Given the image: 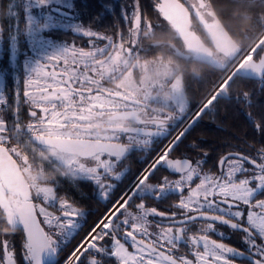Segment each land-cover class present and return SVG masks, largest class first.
Masks as SVG:
<instances>
[{"label":"snow or ice","instance_id":"snow-or-ice-1","mask_svg":"<svg viewBox=\"0 0 264 264\" xmlns=\"http://www.w3.org/2000/svg\"><path fill=\"white\" fill-rule=\"evenodd\" d=\"M131 8L121 9L128 35L118 29L116 40L83 26L78 15L87 4L78 9L75 0H20L8 11L13 23L0 24V39L7 31L0 54L8 58L0 68V264H264V145L233 149L207 170L208 152L195 141L190 152L172 156L203 116L231 95L210 93L195 105L178 97L169 112L107 141L89 137L86 148L83 142L69 148L47 138L53 130L66 138L64 130L84 113L121 110L100 88L105 74L116 70L109 61L126 48L136 51L145 17L138 0ZM155 8L164 14L163 4ZM58 30L88 37L89 49L57 41L52 33ZM251 97L245 92L235 98L250 108ZM255 119L254 127L264 131V114ZM163 140L167 143L157 148ZM44 148L60 155L38 166L35 152ZM137 149L150 158L121 189L129 171L123 161ZM81 151L85 154L74 156ZM52 165L67 168L68 175L42 178ZM161 168L168 174L157 177ZM65 185L71 191L88 185L107 205L74 244L86 219L69 192L61 191ZM173 194L177 199L166 210L146 202ZM220 226L238 234L242 247L225 243Z\"/></svg>","mask_w":264,"mask_h":264},{"label":"flooded vegetation","instance_id":"flooded-vegetation-1","mask_svg":"<svg viewBox=\"0 0 264 264\" xmlns=\"http://www.w3.org/2000/svg\"><path fill=\"white\" fill-rule=\"evenodd\" d=\"M172 1L176 3V8L173 5L172 6L177 9L178 15L176 17H173L172 20H169L168 18H164L162 16L165 26L163 29H165L167 33L163 39L157 40L155 41V43H161V45L165 48L167 55L171 57V59L166 58V61H171L172 63L174 62L178 65V69L175 71V73L169 75H161L160 78H156L157 76H140L137 74H118L116 76L113 75V77L110 78H105V82L100 88V91L105 95H108L109 98L115 100L117 104L121 105V110L118 112H106L103 116H100L98 114L84 113L80 121H78L74 126L70 125L67 129L64 130V137H66L65 139H69L67 137H70V139L72 140H80L81 142H83L86 148L87 138L89 137L95 138L94 142H98L100 140L107 141L111 136L117 135L120 131L135 128L141 122H147L150 118L157 117L161 113L169 112L171 109L176 107V100L178 97L182 98L185 103L195 105L203 101L210 93L215 95L214 91L216 90L217 93H223L221 92L222 89H220L219 86L221 84H223V86L225 85L226 80L228 79V75L236 67L237 62L230 69L229 74L225 78H223V76L226 74V70L231 67V63L238 55L241 43H235L236 46L234 49L226 48L225 44H222L220 47H216L214 42L208 36L207 31L203 26V22L207 17H209L211 10H214L217 15L216 7L213 3L214 0ZM236 1L264 3V0ZM157 3L158 0H156V4ZM146 31L147 29L145 30L144 26L141 23L140 35L137 42L136 51L133 52L135 57L128 59L127 66L134 65L136 67L138 63L148 62L149 59H152L151 51L153 43L152 40H150L151 33L149 32L150 34L147 35L145 34ZM263 33L264 27L249 43V45L245 49H243L242 53L247 51L249 49V46L251 47V45L254 44ZM86 39L87 40L83 42L70 41L67 43L74 44L77 47H84L85 50H88L89 38L87 37ZM104 43L106 42L100 41L99 45L103 46ZM263 49L264 39L259 44L250 60H258L263 52ZM137 51H139V54L137 53ZM3 52L4 48L2 44H0V53ZM143 55L146 56L143 58ZM7 60L8 58L6 54H0V68L7 67ZM246 62H244L242 66ZM200 65L203 66L204 69H208L212 74H215V72H220V76L218 77V79L213 81L209 88L204 92L197 90L198 87H200V82L203 77V74H201L200 72L202 70L199 67ZM184 69H187L188 73H183L182 70ZM234 74L232 76H234ZM126 78H128V80H125ZM257 80L261 82L263 79L261 78ZM210 81L211 78L207 79L204 84H207V82L209 83ZM194 88L196 90H191L192 92L189 90ZM194 91H196V94H194ZM223 94L227 95V92ZM21 117L23 123L26 124L29 121V116L26 112V106L21 110ZM197 125L179 145L178 149L172 153V156L178 157L180 153L190 152L191 150L189 148V145L191 142L195 141L208 152L206 163L203 165L205 170H207L208 168H215L218 164L219 156L233 150L231 148L233 141L230 139L226 140L224 143V145L226 146L224 150L216 153L217 140L213 137H207L206 134L199 130ZM212 125L221 128L223 127L222 124L216 122ZM254 125L255 123L253 124V126ZM176 130V128H173L172 132L175 133ZM48 136L60 138L56 134L55 130L49 133ZM126 139L127 137H125V140ZM163 143H167V140H163L162 142L158 143L156 147H160ZM234 143H247L246 145L249 144L247 140L243 139H236ZM252 145L258 147L256 144ZM236 146L237 147H235V149L248 151V148L246 146ZM44 150H46V148H44ZM51 150L60 154L55 149ZM83 154L85 153L82 152L81 155ZM75 155L78 154H74V156ZM148 158L150 157H148L147 152H141L138 149L133 150L129 154H127V157L124 159L123 163L128 167L129 171L126 173L123 179V183L120 184L121 189L129 182V180L134 177L138 170L145 166L142 161ZM48 174H51L53 178L58 176V173L56 174V171H54V173L51 172ZM167 174L168 173L166 172V170L161 168L156 175L157 177H159L161 175ZM60 175L62 174H59V176ZM66 175H68V173ZM65 190H67L72 197L73 195H75V192L71 191V189H69L67 185L62 186L61 188V191ZM79 190L81 191L80 198H82L81 208L84 209L85 219L87 222L90 215L86 213V211L90 209H101L103 208V206H106V203L97 194H95L93 189L88 185H82ZM176 199L177 196L173 194L167 196L165 199L159 202H156L152 199H148L146 202L150 206H157L160 210H166L168 208V205L173 203ZM220 230L225 234V243L229 244L230 246L242 247L238 234L232 233L230 229L223 226H220ZM212 238L218 240L220 239L217 235H213ZM13 242L18 254L21 242L20 236H14Z\"/></svg>","mask_w":264,"mask_h":264},{"label":"trees","instance_id":"trees-1","mask_svg":"<svg viewBox=\"0 0 264 264\" xmlns=\"http://www.w3.org/2000/svg\"><path fill=\"white\" fill-rule=\"evenodd\" d=\"M75 3L78 9H82L84 4H87V10H81L78 15V19L82 22L83 26H90L93 30L100 33L104 32V29L113 34L118 29L127 33V25L121 18V9L127 8L131 12L133 0H75ZM138 3L142 16L145 17L143 22L148 21L153 27V33L150 38L153 43L151 55L158 56L163 53V55L168 57L161 43H155V41L163 39L167 33L163 29L165 27L163 19L156 11V0H138ZM213 3L216 7L218 17L230 33L232 39L237 44L241 43L240 51L238 52L240 53L264 27V3L240 2L236 0H214ZM5 4L6 0H0V24L6 28L3 21ZM105 5L107 6L106 8L103 7ZM97 13H100L99 17L96 16ZM52 35L56 40L60 39L66 42H83L87 40V37L74 35L70 30H58L53 32ZM1 44L5 50L7 48L6 32L3 34ZM199 67L202 69L200 72L203 74V77L200 82V87L197 90L204 92L213 81L218 79L220 72L212 74L208 69H204L203 66L200 65ZM184 70H182L183 73H188L187 69ZM210 78L211 81L204 84ZM229 81L231 83L229 84L228 82L225 85L226 91L227 95H231L233 99H221L214 108L203 116L197 125L199 130L206 134L207 137H213L217 140L216 153L224 150L226 147L224 143L229 139L233 141L232 149H235L237 147L236 145L246 146L247 144H235L236 139L247 140L249 144H256L258 147L264 145V131H258L253 126L256 123L255 118L264 114V90H262L264 89V83L238 72ZM9 83L10 77L8 79V85H10ZM195 92L194 94H196ZM245 92H252L251 100L247 102L251 104L250 108L246 106V103L240 102L235 98L237 95ZM9 93L10 91L8 90L7 97L9 102H11L12 99ZM215 122L222 124L223 127L212 125ZM74 192L75 195H73V198L81 208V191L78 189ZM106 206H103L101 209H90L86 211L90 217L84 224V228L80 234L72 241V244L76 240H79L97 217L106 210ZM72 244H69L64 251L67 252L72 247Z\"/></svg>","mask_w":264,"mask_h":264},{"label":"rangeland","instance_id":"rangeland-1","mask_svg":"<svg viewBox=\"0 0 264 264\" xmlns=\"http://www.w3.org/2000/svg\"><path fill=\"white\" fill-rule=\"evenodd\" d=\"M7 2L8 1L6 0V4H5V8H4V15H3V21L5 23L6 28H8V26L11 23H13L12 18H10L8 16L9 8L13 4L19 5L20 4V0H14V1L10 0L8 2L9 6L7 5ZM158 3L163 4V6H164V14H160L159 13L161 18H163V17L165 18V16H166L169 20H172L173 17H176L178 15L177 9H175L168 1H162V2L158 1ZM157 6H159V5H157ZM11 10L12 11H17L18 8H12ZM142 25L144 26L145 30L147 29L145 34L149 35L151 33V35H152L153 27L150 25V23L148 21H145V22L142 21ZM109 32L110 31H105V29H104V32H101V34L111 35V36H113V39L116 40L117 37H116L115 33L113 34V33H109ZM124 34L127 37L128 33L125 32ZM6 41H7V31H6ZM57 41H62V40L57 39ZM63 41L66 42L65 40H63ZM0 44H1V39H0ZM137 53L139 54V51H137ZM241 55H243L242 51L240 53H238V55L234 58V61L231 63V67L228 70H226V74L223 76V78H225L229 74L230 69L237 62V60L239 59V57ZM145 56L146 55H143L142 57L144 58ZM132 57H135L134 53L131 52V54H129L128 50H126V49H125V51L123 53H120L118 56H114L113 60L109 61V67H111L112 65H115L116 70L114 72H111V73H106L105 74V78H110V77H113V75L116 76L118 74H120V75L137 74V75H140V76L141 75L142 76H157L156 78H160L161 75L173 74L178 69V65L177 64H175L174 62L172 63L171 61H166L165 60L166 58L171 59V57L170 56L167 57L166 55H163V53L159 54L158 56H152V59H149L148 62H140V63H138L136 65V67L134 65L133 66H127L128 59H130ZM125 80H128V78H126ZM11 83H12V81H11V78H10V83L9 84L11 85ZM10 88L11 87H9V91H10L9 94H10V97L12 99V94H11ZM221 92H223V93L227 92L226 91V86H224L222 88ZM0 107H3V106H0ZM59 155L60 154H58L55 151H53L51 149H48V148H46V150H44V149L43 150H39L38 149L35 152V157H36V161H37V165L38 166L41 165V164H45L46 165L47 163L51 162L53 159H56ZM54 171H56V174L58 173V176H59V174L66 175L68 173L67 172V168L59 167L57 165H52L50 168H46L45 172H43V174H42V178H44V179H53L52 175L48 174V173H51V172L54 173ZM83 211H84V209H83Z\"/></svg>","mask_w":264,"mask_h":264},{"label":"water","instance_id":"water-1","mask_svg":"<svg viewBox=\"0 0 264 264\" xmlns=\"http://www.w3.org/2000/svg\"><path fill=\"white\" fill-rule=\"evenodd\" d=\"M168 1L171 5L175 7L176 3L172 0H158ZM176 8V7H175ZM203 26L207 31L208 36L214 42L216 47H220L222 44H225L226 48L234 49L236 44L232 40L231 36L225 29L222 22L219 20L218 16L214 12V10L210 11L209 17L205 19L203 22ZM238 73H243V75L253 78V79H263L264 80V49L263 52L258 60H250L246 62L238 71ZM48 139L52 140L53 142H57L62 144L66 147H73L80 145L82 142L80 140H72V139H61L57 137L48 136ZM74 154L81 155V152H74Z\"/></svg>","mask_w":264,"mask_h":264},{"label":"built area","instance_id":"built-area-1","mask_svg":"<svg viewBox=\"0 0 264 264\" xmlns=\"http://www.w3.org/2000/svg\"><path fill=\"white\" fill-rule=\"evenodd\" d=\"M8 2L10 1V0H7ZM12 1H14V0H12ZM7 2V5L9 6V3ZM264 39V33L261 35V37H259V39H257V41L254 43V44H252L251 45V47H249V49L247 50V51H245L244 53H243V55H241L240 57H239V59L237 60V65H236V67L234 68V70L235 69H238L244 62H246L245 60H246V58H248V60L247 61H249L251 58H252V56L254 55V53H255V51H256V49H257V47L259 46V44L261 43V41ZM233 70V71H234ZM233 71L231 72V73H233ZM230 73V74H231ZM229 74V75H230ZM228 75V76H229ZM222 85L223 84H221L219 87H220V89H221V87H222ZM217 93V90L215 91V94Z\"/></svg>","mask_w":264,"mask_h":264},{"label":"bare ground","instance_id":"bare-ground-1","mask_svg":"<svg viewBox=\"0 0 264 264\" xmlns=\"http://www.w3.org/2000/svg\"><path fill=\"white\" fill-rule=\"evenodd\" d=\"M247 60H248V58H246L245 61H247ZM233 73H234V72H233ZM229 80H230V79H229ZM229 80H228V81H229ZM228 81H226V83H227ZM226 83H225V85H226ZM225 85H224V86H225ZM224 86H223V87H224ZM223 87H221V89H222ZM214 92H215V91H214Z\"/></svg>","mask_w":264,"mask_h":264}]
</instances>
